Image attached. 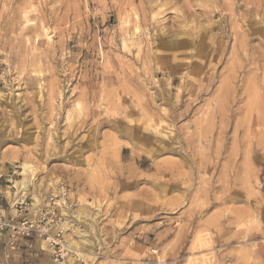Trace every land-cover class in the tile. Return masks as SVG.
Segmentation results:
<instances>
[{"label":"rangeland","instance_id":"rangeland-1","mask_svg":"<svg viewBox=\"0 0 264 264\" xmlns=\"http://www.w3.org/2000/svg\"><path fill=\"white\" fill-rule=\"evenodd\" d=\"M7 190L99 213L79 264H264V0H0ZM40 238L13 263L57 264Z\"/></svg>","mask_w":264,"mask_h":264},{"label":"bare ground","instance_id":"bare-ground-1","mask_svg":"<svg viewBox=\"0 0 264 264\" xmlns=\"http://www.w3.org/2000/svg\"><path fill=\"white\" fill-rule=\"evenodd\" d=\"M76 107H78V105ZM20 168L22 171L19 173V175L22 176V179L13 181V185L17 190L14 197H16L17 194L26 193V191H28L29 186L32 185V181L34 179L35 173L32 165L23 163L20 165ZM6 195H8L7 197L10 198L13 204L14 197L13 198L11 197V194L8 190L6 191ZM62 195H63V191H61V194H59V196ZM36 205H38L37 197L31 198L30 208H34ZM62 211L68 216L67 217L68 221L55 224L52 227L50 226V223L47 222L46 231L48 235L46 239L44 240L43 238L42 239L40 238L37 240V246L39 250L43 251L46 254L48 247V245L46 246L47 240L51 238V236L56 235L57 232H61L62 235L64 234L63 237H65L64 242L63 243L62 241L60 242L62 245V252L63 253L66 252V256L64 257L63 264H79L78 260L74 258L75 256H78L79 259H81L82 257L87 259L89 257L92 258V255L96 251V247L100 243V238H103V234H104V233L102 234L103 228H100L97 223V220L99 218V213L96 212L95 214L92 215L85 212L82 209L79 211H74L72 208L70 209V207H68L67 205L63 206ZM70 235H72L75 238L74 241L73 239H71V237H69ZM82 249L86 251V255L85 253L83 254ZM68 252L72 255L69 256Z\"/></svg>","mask_w":264,"mask_h":264},{"label":"built area","instance_id":"built-area-1","mask_svg":"<svg viewBox=\"0 0 264 264\" xmlns=\"http://www.w3.org/2000/svg\"><path fill=\"white\" fill-rule=\"evenodd\" d=\"M12 211H9L3 196L0 194V247L4 244V249L0 250V264H15L12 261V251H18L19 240H31L34 236L47 237V222L43 221V216L40 220L41 225H33L27 218H20V214L26 208L20 204L14 203ZM46 218V217H45ZM61 232L51 236L48 239L49 247L52 249V256L57 264H63L66 252H62ZM9 249V251H8ZM18 253V252H17Z\"/></svg>","mask_w":264,"mask_h":264},{"label":"crops","instance_id":"crops-1","mask_svg":"<svg viewBox=\"0 0 264 264\" xmlns=\"http://www.w3.org/2000/svg\"><path fill=\"white\" fill-rule=\"evenodd\" d=\"M18 195V194H17ZM16 198H17V196H16ZM10 204H12V202L10 201Z\"/></svg>","mask_w":264,"mask_h":264}]
</instances>
